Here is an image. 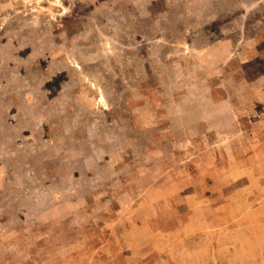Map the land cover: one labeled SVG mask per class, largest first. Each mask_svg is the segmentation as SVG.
<instances>
[{"label": "rangeland", "instance_id": "374dc122", "mask_svg": "<svg viewBox=\"0 0 264 264\" xmlns=\"http://www.w3.org/2000/svg\"><path fill=\"white\" fill-rule=\"evenodd\" d=\"M257 95L264 0H0V264H264Z\"/></svg>", "mask_w": 264, "mask_h": 264}, {"label": "crops", "instance_id": "0c3cea01", "mask_svg": "<svg viewBox=\"0 0 264 264\" xmlns=\"http://www.w3.org/2000/svg\"><path fill=\"white\" fill-rule=\"evenodd\" d=\"M252 109L258 113V110H264V95H257ZM262 116L260 117H255L254 119H251V125L252 128H250L249 131L247 129V133H245V140H255V141L261 142L259 144H262L263 146H256L253 149H246V142H245V157L246 155L248 156H256L258 157L259 161L257 163L256 171L258 173V176L260 174H264V111L261 114ZM254 135V136H253ZM263 142V143H262ZM262 160V161H261ZM261 162V163H260ZM263 162V163H262ZM247 166L245 165V168ZM253 178V177H252ZM254 188L258 189H263L264 188V176H260L257 178L255 181ZM250 202V200H248ZM258 204H263L262 202ZM257 214L260 215L261 217L259 218V221L261 223H264V213H263V207H258ZM254 212V211H253ZM253 214V213H252ZM203 217L205 218V221H209V224L207 223L206 227L201 230L203 232L206 229H215L219 228L220 225H223L230 222L232 220L231 213H203ZM213 217V218H212ZM211 220H214L211 222ZM221 221V224H220ZM261 230L264 232V227L261 225ZM194 232H189L188 230H176L175 232L171 231H165V238L167 237V245L168 247H164L163 249H169L172 245L174 246L173 248H178L179 250L176 252H173V257L174 261L176 264H211L214 260V254L216 257V262L218 259V251L213 248L211 250H202L201 247L203 243H207L211 238H214L213 242H216L217 236L219 235H213L215 237H211L209 235L205 236H200L199 237L195 234ZM163 252V251H162ZM213 254V256H212ZM152 258L155 260L159 259V256L157 253H154L152 255Z\"/></svg>", "mask_w": 264, "mask_h": 264}]
</instances>
